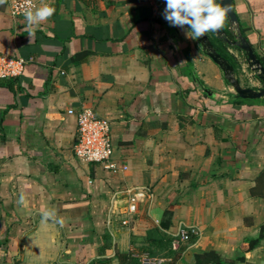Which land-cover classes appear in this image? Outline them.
Segmentation results:
<instances>
[{
  "label": "crops",
  "instance_id": "crops-1",
  "mask_svg": "<svg viewBox=\"0 0 264 264\" xmlns=\"http://www.w3.org/2000/svg\"><path fill=\"white\" fill-rule=\"evenodd\" d=\"M14 1L0 5V53L26 63L16 79H0V264H120L117 253L146 243L152 229L171 240L163 262L177 252L175 264H196L215 251L264 264V104L233 103L222 69L187 26L164 19L161 0H35L55 13L31 36L25 17L12 15ZM233 4L231 29L242 28L264 58V0ZM227 48L242 85L261 87ZM85 107L111 122L113 168L73 152L69 109ZM49 208L62 226L41 222Z\"/></svg>",
  "mask_w": 264,
  "mask_h": 264
},
{
  "label": "built area",
  "instance_id": "built-area-1",
  "mask_svg": "<svg viewBox=\"0 0 264 264\" xmlns=\"http://www.w3.org/2000/svg\"><path fill=\"white\" fill-rule=\"evenodd\" d=\"M32 3L37 5L35 0ZM26 0H15L12 4V15L14 17L24 16L23 11ZM26 60L8 54L0 53V79L19 76L23 73ZM70 114L77 116V136L73 147L75 156L83 161L93 164L104 165L107 168L114 167L115 146L111 136V122L97 115L93 108L85 107L80 111L69 109ZM128 213L137 210V199L130 197ZM124 225L128 220L123 221ZM178 235L185 241L191 238V231L182 227ZM140 256L141 264H161L162 260L152 258L148 253Z\"/></svg>",
  "mask_w": 264,
  "mask_h": 264
},
{
  "label": "clouds",
  "instance_id": "clouds-1",
  "mask_svg": "<svg viewBox=\"0 0 264 264\" xmlns=\"http://www.w3.org/2000/svg\"><path fill=\"white\" fill-rule=\"evenodd\" d=\"M4 3L6 0H0V5ZM165 4L164 19L173 27L183 29L187 26V37L192 40H200L209 32L219 33L230 12L228 5L217 3V0H165ZM54 13L55 8L47 3L37 6L32 0H26L23 15L27 21L29 36L34 35V28L47 21ZM19 203H26L23 193L20 194ZM41 216L42 223L52 221L61 226L64 223L62 218H58L54 208L43 210Z\"/></svg>",
  "mask_w": 264,
  "mask_h": 264
},
{
  "label": "water",
  "instance_id": "water-1",
  "mask_svg": "<svg viewBox=\"0 0 264 264\" xmlns=\"http://www.w3.org/2000/svg\"><path fill=\"white\" fill-rule=\"evenodd\" d=\"M161 1L162 3H165V0ZM219 3H222L223 5H228V7L230 8V12L228 13L227 19L232 27L236 26L238 23V17L233 7V0H219ZM210 34H214L218 39L228 44L229 46L235 47L238 52L244 56L248 66L255 72L259 80L263 83V86L259 88L243 86L240 79L236 75L235 67L227 58H225L221 53H219L211 39ZM236 34V40L232 41L222 29L219 33H207L199 41L205 53L222 69L225 79L235 90V95L242 99L249 100L264 99V66L262 65L259 56L255 53L252 45L247 41L243 33L241 31H238ZM200 86L208 95L213 97L216 96V94L208 87H205L203 83L200 82Z\"/></svg>",
  "mask_w": 264,
  "mask_h": 264
},
{
  "label": "trees",
  "instance_id": "trees-1",
  "mask_svg": "<svg viewBox=\"0 0 264 264\" xmlns=\"http://www.w3.org/2000/svg\"><path fill=\"white\" fill-rule=\"evenodd\" d=\"M83 1L87 2V4H89V5L96 6L98 0H83ZM217 3H219V0H217ZM233 7H234V4H233ZM223 30L225 31L226 35L229 37L230 40H232V41L236 40L237 34L231 29L228 19H226V21H225ZM240 30L242 32H244V30L242 28ZM211 39H212L216 49L219 51V53H221L225 58H227L231 62V64H233V66L235 67L236 74H237L239 62H238V59L233 54L229 53L228 48H227L229 45L222 42L221 40H219L214 34L213 35L211 34ZM217 41H218V43H220L221 47L220 46L218 47L216 45ZM259 58L261 60L262 65L264 66V58H262V57H259ZM17 77L18 76L11 77L8 79L10 81H12V80L16 79ZM226 82H227V84L230 85V83L227 80H226ZM232 101L235 104H237V103H250V104L263 103L264 104V99H260V100L242 99V98L238 97L237 95H233ZM171 216H172V210H166L165 215H164V219L162 221V227L163 228H166V229L169 228ZM260 237L261 238L264 237V225L261 228ZM258 242H259V239L249 241L247 250H250V249L254 248L255 246H257ZM136 254H138V253L135 250H129L127 252H118L117 257L119 259L120 264H135L137 262V256H135ZM195 258H196V264H210V263H213V264H234L235 263V261H231L229 259H224L219 253H217L215 251L197 254ZM178 259H179V255L177 252H175L173 254L172 259L170 261H167L166 263H163V264H175ZM101 261L102 260H95L91 264H100Z\"/></svg>",
  "mask_w": 264,
  "mask_h": 264
},
{
  "label": "rangeland",
  "instance_id": "rangeland-1",
  "mask_svg": "<svg viewBox=\"0 0 264 264\" xmlns=\"http://www.w3.org/2000/svg\"><path fill=\"white\" fill-rule=\"evenodd\" d=\"M254 76L252 77L253 80H255ZM251 84L250 80H246V85ZM260 86L263 84L260 83ZM151 234V237L147 239L146 243H141L139 245H135L133 250H135L138 255L148 253L152 258H158L159 260L161 257H170L172 256V248H171V240L168 237L167 234H161L159 232H156L154 229L151 230L149 233ZM144 242V241H143ZM166 260L162 263H165ZM100 264H113L112 259H105L100 262ZM135 264H141L140 262V256L137 257V262Z\"/></svg>",
  "mask_w": 264,
  "mask_h": 264
}]
</instances>
